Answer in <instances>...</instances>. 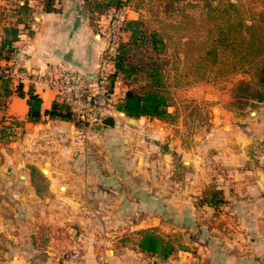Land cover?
Here are the masks:
<instances>
[{
  "label": "crops",
  "instance_id": "crops-1",
  "mask_svg": "<svg viewBox=\"0 0 264 264\" xmlns=\"http://www.w3.org/2000/svg\"><path fill=\"white\" fill-rule=\"evenodd\" d=\"M83 3L57 0L56 11L46 12L42 2L29 0L33 8L29 27L15 43L26 52L27 77L36 79L37 74L64 68L93 84L105 44L97 36ZM14 84L10 85L11 93L3 97L0 120L23 121L24 135L41 136L43 143L38 147H43H37L38 153L29 159L16 163L15 176L24 186L23 191L11 190L18 199L13 208L16 224L5 220L7 211L0 206V244L9 243L16 248L12 257L6 259L3 255L0 261L156 264L135 248L103 252L101 247L108 246L106 243L112 239L114 242L121 236L129 237V232L144 229H208V223L200 221L206 218L199 217V212L206 209L210 216L215 211L220 213L228 227L239 230L246 247L244 256H236L235 250L227 249L226 253L220 252L222 256L217 262L210 264H264V154L254 160L253 167H247L250 158L244 154L252 142L264 150V103H258L255 111L237 122L232 121L231 112L223 109H218V116L213 118L209 135L212 140L203 148H220L217 144L223 137L227 151L220 160L230 169L228 180L218 186L227 202L215 210L195 205L203 188L198 175L179 177L172 173L173 151H167L172 144L167 140L169 136L174 142L179 140L168 123L147 117L133 118L131 122L115 106L104 115L111 116L114 124L101 125L99 129H84L73 121L47 116L41 122H27L26 96H19ZM29 85L42 99V111L50 108L56 100L54 90L27 78L23 81L24 92ZM4 150L0 143V151ZM12 177L6 176L9 181ZM174 261L159 264H177Z\"/></svg>",
  "mask_w": 264,
  "mask_h": 264
},
{
  "label": "rangeland",
  "instance_id": "rangeland-1",
  "mask_svg": "<svg viewBox=\"0 0 264 264\" xmlns=\"http://www.w3.org/2000/svg\"><path fill=\"white\" fill-rule=\"evenodd\" d=\"M18 1L0 0V39L1 27L13 23L16 19L15 9L20 5ZM37 1L43 3V0ZM95 1L99 2L100 0H83L84 8L88 13L89 11L85 5L88 3L93 4ZM121 1L124 3L123 5L129 6V12H132L130 17H139L141 15L147 30H157L165 42L164 47H161L162 50L160 53L153 52L149 48V43H141L142 45L139 50L133 53L132 62L139 69H146L148 66L161 67L165 82L170 89V93L173 95L174 103L170 110L176 111L178 116L175 123H168L167 126H172L170 131H175L178 134L179 141L174 142V139L170 136L167 140L170 146L172 144V148L169 147L167 149V151H173V159L170 162L172 165L170 166L172 173L179 177L186 176L189 173H195L203 181L199 184L200 188H206L213 184H216L218 187L220 183L224 184L228 180L227 177L230 175V169L223 166L220 160L221 154L227 151L223 148V137L219 139L220 141L217 144L220 148H216L215 146H210L208 148L209 150L203 148L204 144L209 142L208 140H212L209 135L211 125H214L213 118L218 116V109H223L231 112L234 117L232 121L237 122L238 118L246 117L251 111H255L256 104L249 101L245 102V99L242 98H233L234 92L240 95L243 91V87L239 84L236 85L232 93L221 92L211 82L204 87L198 88L197 86H191L195 79L194 73L198 69L197 59L200 54L201 43L207 35V27H211L207 16V9L205 8L206 1ZM250 1L252 0H245L246 3ZM56 2L57 0H55V4ZM255 5L259 6L258 3ZM90 17L97 31V20L99 16L90 14ZM28 27L29 25L26 28L22 24L19 25L20 33L25 32ZM127 38L128 35L123 33L122 39L126 40ZM134 77L136 75L132 76V78ZM188 81H192L191 84H188ZM222 118L224 119V117ZM215 123H218V120ZM74 124L84 129L88 128V125L79 121H75ZM40 137L32 134L26 137L24 132L20 133L19 131L11 143L7 145L1 143L5 150L0 151V206L7 211L4 214L5 220L11 222L12 225L16 224L14 220L17 219V215L14 214L13 208L18 202V199L14 198L11 190L19 189L23 191L24 189V186L18 183L19 179L15 176V170L18 171L16 163L24 159H29L32 154L38 153L36 148L43 143ZM40 147H43V145L38 148L41 149ZM258 148L259 146L252 142L244 150V154L250 158V165L248 164L247 167H253L254 160L259 158L260 154H264V150ZM184 159L187 162L182 163ZM11 174L13 177L9 181L6 176ZM222 210L220 209L219 212H222ZM8 212H11V214ZM201 216H204L206 220L200 221L209 224L210 215L206 209L204 213L199 212V217ZM216 219L218 222H221V226L218 227L217 221L215 220L216 225L208 228L210 231L207 227L190 230H172L162 226L158 230L175 238L176 251L165 260H160L156 256L146 253L144 254L148 255L149 262L153 260L156 264H159V262L163 263V261L168 263L170 260L173 263L176 260L177 264H210L213 261L217 262L222 256L220 252L226 253L227 249L235 250L236 256L246 255V247L241 242L240 231H235L228 227L225 224L224 216L222 215L221 217L220 213H217ZM228 222L233 227L229 220ZM203 226H205L204 223ZM212 228L214 230H211ZM14 230L16 229L14 228ZM128 235L129 237L121 236L120 239L114 242L112 239L110 243H106L108 246L101 247L102 251L106 252L107 249L125 250L126 248H135L138 250L136 243L140 236L139 231L129 232ZM15 248L14 245H10L9 243H1L0 257H3V255H5L4 258L6 259L12 257L15 253ZM0 264L18 263L3 259L0 261Z\"/></svg>",
  "mask_w": 264,
  "mask_h": 264
},
{
  "label": "trees",
  "instance_id": "trees-1",
  "mask_svg": "<svg viewBox=\"0 0 264 264\" xmlns=\"http://www.w3.org/2000/svg\"><path fill=\"white\" fill-rule=\"evenodd\" d=\"M24 0L15 9L16 19L13 23L1 27L0 39V105L3 97L11 93L10 85L13 78L3 65L10 60L16 50L15 43L19 39V25L24 28L29 25L33 9ZM207 16L211 27H207V35L201 43L197 59L198 69L194 73V83L191 86L204 87L212 83L221 92L232 93L236 85L243 87L240 95L234 92L233 98L245 99V102L264 103V0H205ZM259 6H256L257 4ZM121 0H100L85 7L91 15H101L110 8L125 6ZM42 10L56 11L55 0H43ZM122 32L128 35L121 40L114 55L115 71L111 80L119 79L126 87L124 97L115 105V110L123 112L130 118L147 117L165 123L173 124L177 120V112L171 111L174 100L167 86L164 73L159 66L137 68L133 53L139 50L141 43H149L150 49L160 53L165 42L157 30L148 31L144 20L139 17H128L122 27ZM133 75L136 77L132 78ZM138 75V77H137ZM211 75V77H210ZM192 81H188L191 84ZM15 91L19 96H26L28 106L27 122L37 123L44 116L52 120L82 122L71 107L57 99L50 108L42 111V99L29 85L23 91V83H17ZM235 96V97H234ZM83 123V122H82ZM23 121L11 119L8 122L0 120V143L9 144L16 138L18 132L23 133ZM227 201L222 190L216 184L201 190L195 199L197 207L209 206L217 210ZM217 212L210 216L208 226L216 225ZM216 220V221H215ZM218 227L221 222L217 221ZM136 243L138 251L160 260H165L176 251L175 238L158 229L139 231Z\"/></svg>",
  "mask_w": 264,
  "mask_h": 264
},
{
  "label": "built area",
  "instance_id": "built-area-1",
  "mask_svg": "<svg viewBox=\"0 0 264 264\" xmlns=\"http://www.w3.org/2000/svg\"><path fill=\"white\" fill-rule=\"evenodd\" d=\"M129 11V6L113 7L99 15L97 36L103 40L105 46L99 57L93 84H89L84 76L64 68L37 74L36 79L27 77L24 70L27 55L24 49L19 47L3 65L7 67L15 84L23 83L27 78L31 82L37 80L53 89L56 99L69 105L84 124L99 125L106 111L115 106L126 91V87L119 79L112 81L110 77L115 71L113 59L122 40V27Z\"/></svg>",
  "mask_w": 264,
  "mask_h": 264
},
{
  "label": "water",
  "instance_id": "water-1",
  "mask_svg": "<svg viewBox=\"0 0 264 264\" xmlns=\"http://www.w3.org/2000/svg\"><path fill=\"white\" fill-rule=\"evenodd\" d=\"M120 115H125L123 112H119ZM131 122H134V119L133 118H130L129 119ZM114 124V120L111 116H103L102 119H101V124L99 125H96V128L99 129L101 127V125H108V126H111ZM164 149H166V147H164ZM187 162L186 160L184 161V163Z\"/></svg>",
  "mask_w": 264,
  "mask_h": 264
}]
</instances>
